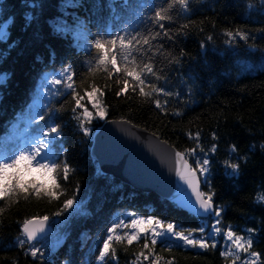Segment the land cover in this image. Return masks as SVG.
I'll use <instances>...</instances> for the list:
<instances>
[{
    "label": "trees",
    "instance_id": "obj_1",
    "mask_svg": "<svg viewBox=\"0 0 264 264\" xmlns=\"http://www.w3.org/2000/svg\"><path fill=\"white\" fill-rule=\"evenodd\" d=\"M187 8L177 0H0L5 33L0 39V158L28 148L42 139L39 132L56 126L61 135L50 154L70 168L66 181L62 172L57 176L58 199L20 194L0 201V264H101L98 251L107 229L118 220L130 223V214L173 223L183 232L212 225L214 217L192 214L101 170L91 155L93 133L104 120L95 118L97 108L89 102L87 92L93 88L105 119L126 118L185 153L195 149L194 155H186L194 168L197 159L209 158L208 183L202 182V190L214 193L215 206L223 209L215 248L182 247L173 238L155 246L148 239L146 249L142 234L131 244L126 237L111 241L115 257L110 253L103 264H152L157 258L158 264H233L234 256L221 255L230 244L223 236L229 226L245 239L248 229L256 230L249 252L260 253L258 264H264V2L189 0ZM156 10L170 19L157 23ZM237 31L247 34V40L227 42L226 33ZM121 36H135L140 44L134 40L133 46L143 55L135 53L134 64L124 62L117 39L122 70L116 73L110 64L97 63L93 45L99 39L111 49L110 40ZM145 37L148 45L143 44ZM147 63L155 76L145 77L144 91L152 92L155 84L171 95H141L130 79L127 92L117 95L127 78L123 68L139 71ZM65 69L74 74L75 97L63 83ZM56 79L62 84L48 83ZM81 97V104L93 112L91 122H85L87 136L77 119L83 110L73 112ZM156 100L163 110L155 107ZM225 162L238 164V170L227 175L232 170ZM67 199L74 204L65 209ZM44 215L55 229L32 242L42 252L33 258L31 245L18 243L25 239L21 226L25 219ZM129 231L118 229L117 234L123 237ZM239 255L236 264L247 253Z\"/></svg>",
    "mask_w": 264,
    "mask_h": 264
},
{
    "label": "snow or ice",
    "instance_id": "obj_2",
    "mask_svg": "<svg viewBox=\"0 0 264 264\" xmlns=\"http://www.w3.org/2000/svg\"><path fill=\"white\" fill-rule=\"evenodd\" d=\"M177 2L185 11L188 10L187 5L189 0H177ZM262 2H264V0H262ZM172 6V3H169V9L172 8ZM154 19L158 23L160 21L170 19V17L162 15L160 10H156ZM160 27L163 28V24H160ZM157 35H159V33H157ZM165 35H167V32H165ZM226 35L229 37V41H227L229 43L234 42L237 37L241 40H247V34L239 31L235 34L227 32ZM4 36L5 33L2 26H0V39H3ZM117 39H119L120 45V51L118 54L124 62L134 64L136 62L135 53H140L141 55H143V53L140 51V48L133 46L134 40L137 45L140 44V41L135 36L127 40L123 36L112 38L110 40L111 49L106 45V43L97 39L93 45L99 54L97 63L99 65L110 64L113 71L119 73L122 69L117 62ZM152 39H155V36H153ZM143 44H149L147 37L143 39ZM110 51L113 53L111 56H109ZM123 71L127 78L124 79V87L120 89L117 95L127 92L130 87L129 79L135 82L136 85L140 86L139 92L141 95L151 96L153 92L171 95V93H166L163 88L156 87L155 84L151 85L152 92L146 93L144 91L143 86L146 84L145 77L149 74L155 76V72L153 71V67L150 63L144 64L139 71L135 66L131 68L125 67L123 68ZM65 73L67 74V81L63 83H65L66 89L72 90L70 94L75 97L76 93L73 89L74 74L69 72L67 69H65ZM52 83L54 85H60L62 84V81L60 79H56L53 80ZM135 90V87H133V91ZM97 91L98 89L93 88L91 92H87V96L89 98V102L92 103L93 108H97L95 118L105 119L107 115L106 111L103 108H98V101L93 99ZM82 99L83 97L75 100L76 107L73 109V112L76 111V108H81L83 110L82 115L78 116L77 119L80 121V128L83 131V134L87 136L90 133V129L85 126V122H91L93 119V112L89 111L88 108L81 104ZM154 103L156 108L163 110L159 100H156ZM174 114L180 115V113ZM40 119L44 120L43 114L40 115ZM38 135L42 137V139L35 140V142L28 148L18 150L11 154H6L0 158V201H6L13 195L20 194H23L25 198H27L29 194H34L37 197L43 194L46 197L59 198V193L56 191L60 187L57 176L60 172H62L63 179L66 181L68 179L70 168L66 163L60 164L55 159V154H50V149L55 142L56 137L61 135V131L56 126H50L48 131L39 132ZM196 138H199V133L196 134ZM213 138L215 139V136H213ZM215 151L216 146L213 145L211 152L214 153ZM231 151H236L234 145L231 147ZM194 154L195 149L191 150L189 153H175L177 175L179 176V179L184 182L187 189H190L191 193L195 196L193 205L199 206L198 211L206 217H214L210 228L207 224H205L201 225L198 230H190L187 234H185L183 231L175 230V227L177 226H174L173 223H167L165 227L163 222L159 219H154L152 217H137L135 214H130V223H125L124 220H118L107 229V236L102 240V248L98 251V260L101 264H103L105 257H107L110 253L113 257H115V249L112 248L110 243L111 241L115 240L116 242H119L126 237L127 242L131 244L134 240L140 239L142 234L146 240L144 244V248L146 249L149 247V244L147 243L148 239H150L151 244L155 246L158 242L163 243L165 239L173 240V238H175L174 243H177L182 247H190L194 249L198 248L201 250H206L209 247H216L218 242L217 237L222 234L220 224L223 209L214 206V193H211L210 191L208 193L200 191L201 182L205 184L208 183L207 174L209 172L210 160L207 157L197 159L196 167L192 168L187 159H185V156ZM225 166L226 168H230L232 170L230 173H226L227 175L234 174L239 167L236 163L228 164V162H225ZM197 173H199V176ZM73 204V199H67L64 202L63 207L65 209L71 208ZM59 214L60 213H56V215ZM48 220L49 217L47 215L42 217H33L25 219L21 226L22 235L25 239H18V243L21 247H23L26 242L29 243L31 245L29 254L33 258H35L38 254L42 255L41 249L37 248L32 242L37 241L38 238L45 233L46 223ZM123 228H128L131 231L125 232L122 237L117 234V230ZM206 229L208 230L206 231ZM196 231L199 232V236L195 235ZM255 231V229H248L247 232L249 235L247 239H245L243 236L236 235L230 226L226 230H223V236L226 241L230 242V244L226 247L225 251L221 252V255L225 257L229 255L234 256L233 264H236V261L240 260L239 253L243 251L247 253V256L241 264H258L260 253L249 252L253 243L252 234L255 233ZM209 241H211V243ZM169 247H171V245H169ZM233 248L235 251H233ZM144 259L147 260L148 257L144 256ZM152 264H158V258L153 260ZM169 264H172V262L169 261Z\"/></svg>",
    "mask_w": 264,
    "mask_h": 264
},
{
    "label": "water",
    "instance_id": "obj_3",
    "mask_svg": "<svg viewBox=\"0 0 264 264\" xmlns=\"http://www.w3.org/2000/svg\"><path fill=\"white\" fill-rule=\"evenodd\" d=\"M92 140L91 155L98 160L104 173L136 189L154 191L184 210L206 217L198 211V205H193L195 196L177 175L175 153L185 152L174 144L126 118L104 119L95 129ZM185 159L194 168L187 156ZM200 191L203 192L202 182ZM213 204L215 206L214 200ZM54 229L49 217L45 233L38 240Z\"/></svg>",
    "mask_w": 264,
    "mask_h": 264
},
{
    "label": "rangeland",
    "instance_id": "obj_4",
    "mask_svg": "<svg viewBox=\"0 0 264 264\" xmlns=\"http://www.w3.org/2000/svg\"><path fill=\"white\" fill-rule=\"evenodd\" d=\"M49 84H51L52 86L54 85L52 82H48ZM143 218H148V217H143ZM153 218V217H152ZM155 219V218H154ZM162 221V220H160ZM163 222V221H162ZM164 224V223H163ZM164 226L166 227V224H164ZM185 234H187L188 232H184Z\"/></svg>",
    "mask_w": 264,
    "mask_h": 264
}]
</instances>
